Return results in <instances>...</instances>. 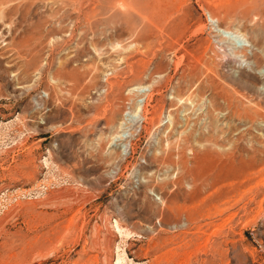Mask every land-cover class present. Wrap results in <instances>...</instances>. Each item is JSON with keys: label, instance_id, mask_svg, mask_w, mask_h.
Returning a JSON list of instances; mask_svg holds the SVG:
<instances>
[{"label": "rangeland", "instance_id": "1", "mask_svg": "<svg viewBox=\"0 0 264 264\" xmlns=\"http://www.w3.org/2000/svg\"><path fill=\"white\" fill-rule=\"evenodd\" d=\"M263 33L264 0H0V264H264Z\"/></svg>", "mask_w": 264, "mask_h": 264}, {"label": "bare ground", "instance_id": "2", "mask_svg": "<svg viewBox=\"0 0 264 264\" xmlns=\"http://www.w3.org/2000/svg\"><path fill=\"white\" fill-rule=\"evenodd\" d=\"M263 32V31H262ZM251 40H252V43H253V45H255L256 47H258L261 51H262V53H263V55H264V33L260 36V37H252L251 38ZM244 49V48H243ZM241 54H243L244 56L246 55V51H244V50H242L241 52H240ZM246 57V56H245ZM260 72H261V75L264 77V63L262 64V66L260 67ZM136 110H138V109H136ZM135 110V111H136ZM140 111V110H139ZM122 121L123 122H126V115H123L122 116ZM119 125H122L121 123H119ZM116 129V128H115ZM116 132V131H115ZM110 136V135H109ZM114 137V136H113ZM113 137L111 136V138H110V140L112 141L113 140ZM119 262H121L120 261V256L119 257H117V264L119 263Z\"/></svg>", "mask_w": 264, "mask_h": 264}]
</instances>
